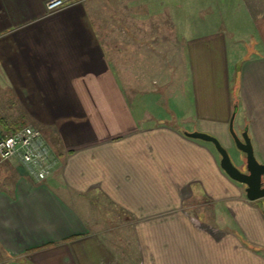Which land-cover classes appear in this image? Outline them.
<instances>
[{"label":"crops","instance_id":"crops-1","mask_svg":"<svg viewBox=\"0 0 264 264\" xmlns=\"http://www.w3.org/2000/svg\"><path fill=\"white\" fill-rule=\"evenodd\" d=\"M46 1L0 0V131L35 126L56 158L43 180L0 163V264H264V197L184 134L244 168L238 103L264 162V0H227L225 36L185 0Z\"/></svg>","mask_w":264,"mask_h":264},{"label":"built area","instance_id":"built-area-1","mask_svg":"<svg viewBox=\"0 0 264 264\" xmlns=\"http://www.w3.org/2000/svg\"><path fill=\"white\" fill-rule=\"evenodd\" d=\"M83 0H47L48 13ZM19 158L27 172L39 179L47 178L54 170L56 158L41 129L30 124L9 132L0 131V163Z\"/></svg>","mask_w":264,"mask_h":264},{"label":"water","instance_id":"water-1","mask_svg":"<svg viewBox=\"0 0 264 264\" xmlns=\"http://www.w3.org/2000/svg\"><path fill=\"white\" fill-rule=\"evenodd\" d=\"M237 111L238 103H235L229 126L237 148L244 153V168H240L234 163L228 149L216 136L199 130H184V134L212 142L221 155V167L232 179L245 184L248 198L256 200L264 197V162H260L255 155L254 146L248 133V127H245L241 135L234 129V118Z\"/></svg>","mask_w":264,"mask_h":264},{"label":"rangeland","instance_id":"rangeland-1","mask_svg":"<svg viewBox=\"0 0 264 264\" xmlns=\"http://www.w3.org/2000/svg\"><path fill=\"white\" fill-rule=\"evenodd\" d=\"M228 1L227 0H185V6L190 8V9L193 8L194 13H198V14L201 13V16H199V17H201L202 19H207L208 16H210L211 18H214L215 22H213V23H215V26L212 28L216 29V30H220L219 33H221L225 36L227 31H226L224 25H222V24L225 23V20L229 19V17H228L229 14H231L233 17H235L236 13H237V10L235 8L229 10L230 3H228ZM254 3H255V1L251 2L253 10L254 11L259 10L258 8L254 7L255 6V5H253ZM217 7L221 8V11L215 12V9ZM199 10H200V13H199ZM223 20H224V22H223ZM185 29H186V27H185ZM205 30H209V28L205 27ZM173 44H177V43L174 41V42H170L169 45L172 46ZM169 49H170L169 59H170V61H173V60L175 61V58L170 57L171 55L175 54V52L172 51L171 47ZM197 60L200 61V69H201V67H202L201 58H198ZM217 66H218V64L216 65V67ZM203 68H205V67H203ZM215 70H216V75L220 78L221 75L223 74L222 73V67L218 66ZM25 120L26 119H24V122L26 123L27 121H25ZM234 129L236 130L235 121H234ZM228 151H229L234 163L238 167H240L241 165L237 161V157L235 155L238 153L237 150L236 149H230ZM105 204L106 203H104V202L101 203V199H99L98 197L94 199V205L96 208V211L94 213L97 214L98 217H100L102 220L104 219V216L106 214V212H105L106 210L103 209V206L106 208L108 207V205H105ZM212 205L213 206L210 207L211 210L209 211V213L206 210H204L203 213L207 214V215L212 214V213L214 215V213H215L217 217L220 215V218H223L222 205L217 204V203L216 204L213 203ZM108 216H110L109 219H112L111 214H109ZM219 221L221 223L222 219H219ZM109 240L113 244H116V243L125 244L127 241L131 240V237L128 235L127 230L122 229L120 231H115L114 233H112L109 236Z\"/></svg>","mask_w":264,"mask_h":264},{"label":"trees","instance_id":"trees-1","mask_svg":"<svg viewBox=\"0 0 264 264\" xmlns=\"http://www.w3.org/2000/svg\"><path fill=\"white\" fill-rule=\"evenodd\" d=\"M16 128H18V127H14L13 129H16Z\"/></svg>","mask_w":264,"mask_h":264}]
</instances>
